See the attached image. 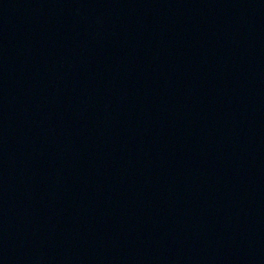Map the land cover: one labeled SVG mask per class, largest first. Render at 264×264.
<instances>
[{
  "label": "water",
  "instance_id": "water-1",
  "mask_svg": "<svg viewBox=\"0 0 264 264\" xmlns=\"http://www.w3.org/2000/svg\"><path fill=\"white\" fill-rule=\"evenodd\" d=\"M0 264H264V0H0Z\"/></svg>",
  "mask_w": 264,
  "mask_h": 264
}]
</instances>
